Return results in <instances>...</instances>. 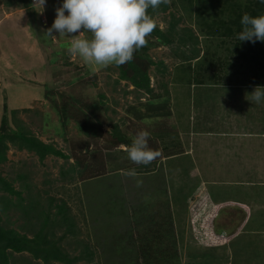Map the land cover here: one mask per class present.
<instances>
[{
    "label": "rangeland",
    "instance_id": "374dc122",
    "mask_svg": "<svg viewBox=\"0 0 264 264\" xmlns=\"http://www.w3.org/2000/svg\"><path fill=\"white\" fill-rule=\"evenodd\" d=\"M176 1L179 3L180 0ZM62 3L63 0H46V3L42 7L37 1L34 3L32 0H0V126L2 118L6 114L9 125L10 123L13 125L16 123L15 121L24 123L28 129L43 141L54 143L56 147L62 149L67 154L80 156L84 158L86 163L94 165L97 160L96 157L91 156L92 154L90 152L85 153L84 150L78 149L81 146L85 148L86 144L81 145L83 141H75L83 137L78 131V126L79 123L85 119L84 114L80 116L81 110L78 112L79 110H75L76 107L70 108V111L74 114V118L70 119L65 127H61L58 125L59 114L56 112L54 106L55 104H60L64 99L55 98L53 101L47 99L45 96V89L54 90L58 93L59 91L68 92V94H71L72 97L77 100L84 98L85 103H89L91 97L99 99L100 93H103L107 97L105 101L109 109L107 114L110 117L122 121L125 117H133L130 111L138 109V117L144 118V121L148 122V128L153 127V124L149 121L150 118H145L147 111H144L145 102L143 103L142 100H144L143 98L146 100L153 99V97L146 96L143 93L137 94L136 92L125 94V90L129 91L133 88H131V85L126 81H121L120 84L115 85L114 81L116 80L117 74L114 72V64L101 66L85 62L82 58L68 51L71 38L67 36L59 37V33L57 32H53L54 36L47 33V30L51 27L56 18V9L60 7ZM177 6L180 7V3ZM172 9L173 8H171V10ZM175 12L178 13L177 11ZM153 19L156 25L166 27L169 14L160 12L155 15ZM186 23L192 25L193 19H187L186 17L185 24ZM85 34L86 33H82L81 36L85 37ZM149 54L155 63L157 64L159 62V67L164 69L163 74L161 73V69L155 67L156 65L152 66L150 70L151 83L157 93L154 97L156 99L160 98L156 106H163L162 110H158L159 113L168 111L169 106H173V108L176 106L183 107L184 101L182 100V95L178 94H183L186 88L182 80V76L184 75L178 74V69L174 68V66L182 60H179L172 53L170 47L163 45L151 48ZM160 61H164L163 65ZM182 63L180 67L183 66ZM110 67L111 69H109ZM248 75L252 76L254 74L250 72ZM167 92H169V94H167ZM55 101H57V103H55ZM84 102L78 105L82 106V104H85ZM196 102L197 101H195V103ZM5 108H7V111H5ZM14 108L17 110L15 116H13L11 112ZM113 109L115 112L112 111ZM162 116L163 114L161 117ZM13 117H15V119ZM131 120L133 121L134 128L139 131L143 129V127L137 123L139 119H134L133 117ZM106 126L107 129L110 130V126L105 125V127ZM103 142V140L91 142L88 149H100L103 146ZM161 142L164 144L167 143V141ZM173 142V148L175 150L187 148L186 141ZM216 142L217 141H207L210 145L207 146L206 152L203 153V155H207L206 159L212 158L213 166L212 169L210 167L209 169H205V178H214L208 181L210 184H206L207 189L209 188L216 197L219 196L217 199L221 198L225 200L231 195L225 193L223 184H227L225 185L226 187H233L232 189H237V187H239L238 191L232 192L233 198H235V194L238 195L241 187L247 190L245 194L253 199L254 202L258 201L263 203L264 185H261L259 183L260 180L256 179L264 178V155L255 156L256 161L247 164L245 161L241 164L237 162V158H241L240 155L235 156V160L231 162L216 161L218 158L216 155L219 154ZM194 143H196V141ZM9 145L7 154L8 161L0 168L2 174L13 179L19 171L23 173L27 170L30 177L28 179H30L32 183V190L34 192L39 190L42 193L41 197L38 196L42 202V208L44 206L50 207V205L54 207L53 204H48L49 196L57 197V202H60V199H65L71 209L72 216H74V221L79 226L87 229L86 232L90 237V224L88 221L86 225L84 224L85 219L89 220L88 216H90V212L97 215L96 211L98 209L112 208L111 211L108 212L109 215L103 219L104 221H98H102V227L105 229L107 235L111 234V231L112 234L115 235V241L109 240L108 244L109 246L113 245L117 247L119 251L121 246H126L122 245V243L126 241L125 238H123V234H126L125 237L131 235L132 240L137 238V240H133L134 242H139V240L143 238V235L138 236V234L146 231V224H142V219H135L136 216L125 217L124 213L120 212V210L121 208H125L124 211L127 213L133 209V205L136 204L138 207V203H143L149 211L150 209L156 211L155 206H157V209L160 208L161 212H163V215L160 214V216L163 217H159L158 215V218H155L157 225L154 229H158L159 225L161 226L164 224L170 229V223H172L171 226L173 227V234L175 235L178 255L171 257L172 254L168 253V256L163 259L161 258L159 263L161 262L163 264L166 261H178V263L180 262V264H182L184 260H186L187 264H264V248L257 251L256 256L254 252L249 253L250 245H248L245 237L243 243L237 244L239 248L237 254V249L230 239L234 235H231V233L236 230V227L243 221V218H240V215L233 214L234 211H232V206L227 205L225 207L224 211L227 210V214H223L222 212L224 211H218L220 215L217 217L216 222L220 224L217 226L225 229L226 235L230 236L227 241L224 243H220L219 241L217 246H209L203 244L198 238L197 231L194 229V218L190 214L189 209L185 207L188 201L187 199L182 200L183 197L187 198L190 196L191 200L194 201L196 198L192 191H194L196 187H192L190 195L189 193L183 195L177 191L179 187H183L181 186L185 181V172L183 170L185 165L188 164L182 153L179 154L180 156L178 155L171 160L173 164H177L178 167L176 168V177L172 179V184L176 186L175 193L173 192L175 195L169 199L167 194L160 193V196L155 195V191L152 192L148 189L150 185L149 181L155 183L156 181L154 179L157 180L159 177H162V180L165 179L164 181L167 185H171L169 179L174 174H170L171 170L169 169L171 167H168V162L165 163L166 161H162L159 165H156V168H158L157 172L155 171L150 176L146 171L140 173L138 170H145L144 168H140L136 169L137 175L135 177H129L125 173L130 170V168H128V163H123V157L116 159V161L106 157V160L114 164L122 163L123 170L115 171L99 181H96L97 179L91 180V182L75 180L68 183L66 181L56 180V177H58L57 175H59L60 166L66 162L64 158L56 155H48L41 161L35 152L27 149L20 150L17 145L13 143H9ZM149 147L159 153L155 158L159 162L162 158L159 141L149 143ZM119 148L124 150L127 149L124 145H121ZM114 151L117 152L118 150ZM227 154H229V152L220 153L222 161L227 157ZM125 155L127 156V152H125ZM73 159L74 158H72L71 161H73ZM258 160L259 162H257ZM151 163L149 167H152L153 162ZM249 165L252 166L248 168ZM106 167L108 170H113V166H111L110 162L107 163ZM180 174H182V176ZM260 174L262 177H259ZM236 175L238 179H233ZM164 176H166V178H164ZM226 176L230 178L233 182L232 184L239 183L242 179L245 182L247 180L250 182L247 186L243 184L239 186H229L227 182L220 179ZM113 183L114 186L111 187ZM209 185L218 186L210 188ZM14 186L18 189H22L20 181H16ZM221 187H223V189H221ZM222 190L223 192L221 193ZM27 194V189H23V195ZM162 195H164V197ZM158 196L159 200H157ZM179 197L181 200H179ZM11 198L14 199L15 196ZM163 201H166V203L170 201L171 204H169L173 212V217L168 216V212L163 210V206L166 204ZM161 204H163V206ZM124 205H126V207H124ZM166 206L167 205H165V207ZM261 206H264V203ZM200 209L203 208L200 207ZM258 210L254 218H260L258 221L264 222V208ZM2 216L4 215L2 214ZM7 220L9 225L15 228H21L26 223L25 216L17 209L12 210ZM243 229L246 231L248 229L258 230L264 235V223L261 226L248 225ZM34 230H36V228H25L29 236L33 235ZM63 232L64 228L56 226L57 235H61ZM152 236L153 234L151 237ZM244 236H246V234ZM120 237L123 239L121 240ZM72 240L73 238L71 236H67L63 245L65 244L64 246H68L71 244ZM132 244L133 243H131V246ZM169 247L172 248V245H169ZM132 249L133 248H131V250ZM97 251L99 252V250ZM186 251L190 252L188 255L190 258H184ZM209 252H212L214 257L208 255ZM173 253L175 254V252ZM20 255H28L32 260L27 252ZM232 255L235 257H231ZM143 257L140 258V261L147 264V262L143 260L145 257ZM212 258H214V260ZM153 261H156V259H153ZM133 262H135V259H133ZM27 263L26 261L18 262V264ZM31 264L44 263L33 259ZM49 264L60 263L53 261Z\"/></svg>",
    "mask_w": 264,
    "mask_h": 264
},
{
    "label": "trees",
    "instance_id": "16d2710c",
    "mask_svg": "<svg viewBox=\"0 0 264 264\" xmlns=\"http://www.w3.org/2000/svg\"><path fill=\"white\" fill-rule=\"evenodd\" d=\"M179 3L180 7L177 6ZM179 3H177L176 0H167L166 3H162L156 10L149 8L148 12L153 18L160 12L169 14L166 27L156 25L152 33L146 37V46L135 51L133 59L130 62L120 66L114 64V72L117 74L116 80L114 81L115 85L120 84L121 81H126L133 85L132 90L124 91L126 92L125 94L136 92L137 94L143 93L153 98L155 94H157L154 86H152L150 75L152 66L156 65L155 67L160 69L159 62L156 64L149 54V50L154 47L161 45L170 47L172 53L179 60L191 61L192 59L200 57V49H198L197 46L200 42L199 35L203 34L213 38L222 36L224 40H233L230 42H235L234 44L240 49V53H238L239 56L243 55L245 57L242 58L245 59L250 56V52H247L241 46L245 47L248 45V48L252 49L253 43L250 41L240 42L237 39V34L242 30L240 21L245 13L252 16L264 14V3H261V0H180ZM171 8L173 9L171 10ZM217 10L221 15L226 16V18L214 21V23L210 24L212 26H207L208 30H206L205 26H203L206 24V13H212L213 15L215 12L218 13ZM193 16L196 21L195 27L198 31L194 30L193 25L185 24L186 17L187 19H193ZM215 22H219L217 24L218 26ZM85 37L90 38V33H86ZM256 44L258 49L255 51V54L259 51H263L264 42L257 41ZM251 52H254V50H251ZM204 56L206 58V55ZM163 62L164 61H160L162 65ZM239 63L241 66L240 72L244 70L258 71L264 68L263 61H257L255 58L246 61L244 64L240 61ZM210 68L213 69L214 67L210 66ZM109 69H111V67ZM254 77L253 79L250 77V80L246 81L247 84H255V81H258L257 83L259 84H263L264 81L261 80V76L258 77L257 73H255ZM45 91L46 98L51 101L55 100V98L64 99L60 104L58 103L54 106L56 112L59 114L58 125L61 127H65L69 123V120L74 118V114L70 111V108L76 107L75 110H79L78 112L81 110L80 116L84 114L85 119L79 123V126L77 125L78 131L83 137L75 141H83L81 145L86 144V147L83 148L81 146L78 149L84 150L85 153L90 152L92 154L91 156L96 157V162L94 165L88 164L84 161V158L77 155L72 156L69 153L67 154L62 149L56 147L54 143L43 141L28 129L24 123L15 121L16 123L13 122V125L11 123L9 125L7 115L5 114L0 126V168L8 161L7 154L10 146L9 143H13L17 145L20 150L27 149L35 152L41 161L48 155H56L64 158L66 162L60 166L59 175L56 177L57 181L61 180L68 183L75 180L91 182V180L97 179L96 181H99L115 171L123 170L122 163L114 164L106 160V157L114 161L123 157V163H128V168L133 169L132 167L136 166L135 169H145L138 170L140 173L144 171H153V166L149 167L152 163L148 165H136L125 155L127 149L124 150L119 148L121 145H125L128 148L132 141H129V138L121 129V123H124L126 118L122 121L115 120L107 114L109 109L106 106L105 100L107 97L105 94L100 93L99 99L91 97L89 103H85L84 98L77 100L65 91H59V93L50 89H45ZM82 102L85 104H82V106L78 105ZM55 103H57V101H55ZM5 111H7V108H5ZM112 111L115 112L114 109ZM11 112L13 116H15L17 110L14 108ZM13 118L15 119V117ZM105 125H109L111 129L107 130ZM98 140L104 141L100 149H88L91 142ZM153 142L154 141H149L148 143ZM114 150L118 151L116 152ZM72 158H74L73 161H71ZM109 162L111 166H113V170H108L106 167ZM28 178L30 177L27 170L23 173L19 171L12 179L9 176H4L0 169V264H18L19 261H26L28 262L27 264H31L33 259L43 262L44 264H49L53 261L60 264H144L140 261V258L143 256L145 257L143 260L147 262V264H162L161 262L159 263V261L161 258H166L168 253L174 254L173 252H175L176 256L178 255L175 235L173 234V227L171 226L172 223H170V229H168L165 224L159 225L158 229H154L157 225L155 218H158V215L159 217H163L160 216V214L163 215L160 208H155L156 211H152L153 209L149 211L143 203H138V207L136 204L133 205V209L127 213L124 211L125 208H121L120 212L124 213L125 217L136 216L135 219H142V224H146V233L142 232L138 234V236L143 235V238H141L139 242H134L137 238H134L133 241L131 235L125 237L126 234H123V238H125L126 241L123 242L122 245L126 246H121L119 251L117 247L113 245L109 246L108 244L109 240L115 241V235L112 234V231L111 234L107 235L105 229L102 227V221H98L105 219L112 208L95 210L97 215L90 212V216H88L89 220H84L85 225L87 221L90 224V237L86 232L87 229L79 226L74 221V216H72L71 209L65 199L59 198L60 202H57V197L49 196L48 204H53L54 207L50 205V207L44 206L42 208V202L40 201L42 193L39 190L35 192L32 190V183ZM154 180L156 181L155 183L149 181V186L160 188L163 192V189H166L167 185L164 181L165 179L162 180V177H159L157 180ZM16 181L21 182L22 189H18L14 186ZM113 186L114 183L111 187ZM23 189H27V195H23ZM207 190L210 191V189ZM179 191L183 194V188ZM208 191L196 198L188 209L194 218L193 224L194 229L197 231L198 238L205 245L217 246L219 241L220 243H224L230 238V236L226 235L225 229H222V232L216 231L212 225L215 215L218 211H224L225 207L223 206L226 203L221 201L223 203L214 204L213 199L216 198V196ZM12 196H15V198H11ZM180 199L179 197V200ZM157 200H159V196ZM163 202L166 203V201ZM169 203L170 201L164 204V206L163 204L161 205L164 207L163 210L168 212V216L173 217V212L170 208L171 203ZM165 205H167V208ZM124 207H126V205H124ZM200 207L203 209H200ZM221 207L223 208L221 209ZM243 208L245 211L248 210L245 207ZM13 209L19 210L26 218V223L21 228H15L9 225L7 219ZM222 213L227 214V210ZM2 214L5 217L2 216ZM56 226L64 228V232L61 235H57ZM25 228H36V230H34L32 236H29ZM152 234L153 236L151 237ZM67 236H71L73 240L71 244L64 246L65 244L63 245V243ZM123 238L120 237L121 240ZM131 243H133L132 246ZM169 245H172V248H170ZM131 248L133 249L131 250ZM97 250H99V252ZM26 252L31 256L32 260L28 255H20ZM208 255L214 257L212 252H209ZM133 259H135V262H133ZM153 259H156V261H153ZM212 259L214 260V258ZM166 262L163 264H166ZM167 264L174 263L167 262Z\"/></svg>",
    "mask_w": 264,
    "mask_h": 264
},
{
    "label": "crops",
    "instance_id": "0c3cea01",
    "mask_svg": "<svg viewBox=\"0 0 264 264\" xmlns=\"http://www.w3.org/2000/svg\"><path fill=\"white\" fill-rule=\"evenodd\" d=\"M217 12L218 13L215 12L213 15L212 13H206V24L203 25L206 30H208L207 26H212L210 24L214 23V21L226 18V16L221 15L218 10ZM218 23L219 22H215L216 25ZM195 24L196 21L193 16L192 25L194 26V30L198 31L196 30ZM199 41L197 48L200 49V57L192 59L191 61L184 60L178 62L174 66V68L178 69V74L184 75L182 76V80L186 88L183 94H178L182 95V100L184 101L183 107L176 106L173 108V106H169L168 111L159 113L158 110H162L163 108V106L160 105L156 106L160 98L156 99L154 97L149 100L143 98L144 100L142 101L143 103L145 102V108H143L144 111H147L145 118H150L149 121L153 124L151 128H148V122H145L144 118L138 117V109L130 111L134 119H139L137 123L143 127L142 130H147L150 133L149 141H159V148H161L162 151L161 160L158 162L157 159H154L152 161L153 171L146 173L152 175L155 171L157 172L158 168H156V165H159L162 161H166L165 163L168 162V167L172 168L169 169L171 170L170 174H174L169 179L171 185H166L167 188H164L163 192H161V189L155 190L159 188H154L153 186L148 187L152 192L155 191V195L165 192V195L167 194L169 199L175 195L176 186L172 184V179L176 177V168L178 167L177 164L174 165L171 160L181 153L188 164L185 165L183 170L185 172V181L182 183L183 185H181L183 187H179L177 191L180 193L179 190L183 188V195L187 193L190 195V190L195 186L196 189L192 191L195 198L207 192L206 184L209 183V180L211 181L214 179L205 178V169H209V167L212 169L213 167L212 158L206 159L207 155H203V153L206 152L207 146L210 145L207 141H217L219 154L216 155L218 157L216 161L231 162L235 160V156L240 155L241 158H237V162L241 164L245 161L247 164L255 162V156L264 155V102L257 104L247 99V95L252 93L256 86L264 84H259L257 83L258 81H255V84H247L246 82L250 80V77H252L251 79L255 78L254 75H248L250 72H253V74L257 73L258 77L261 76V80H264V68L258 71L244 70L240 72L241 66L239 63L240 61L244 64L246 61L253 60V58L257 59V61H263L264 63V45L262 44L263 51H259L257 54H255V51L258 49L256 43L253 44L252 49H249L248 45L245 47L241 46L244 50L250 52V56L245 59L242 58L245 56L238 55L240 49L234 44L235 42H230L233 40H224L222 36L213 38L200 34ZM251 50H254V52H251ZM204 55H206V58ZM181 63L183 64L182 67H180ZM210 66L214 68L212 69ZM160 69L163 74L164 69ZM131 88H133V85H131ZM167 94H169V92H167ZM195 101L197 102L195 103ZM162 114L163 116L161 117ZM133 117H125L126 121L121 123L122 132L129 138V141H131L132 136L139 132L138 129L134 128L133 121L131 120ZM105 128L107 129V126ZM161 141H167V143L164 144ZM173 141H186L187 148L175 150L173 148ZM195 141L196 143H194ZM224 152H229V154H227V157L222 161L220 153ZM257 162H259V160ZM251 166L252 165H249L248 168ZM182 174L180 175L182 176ZM259 177H262V175L260 174ZM164 178H166V176H164ZM220 179L227 182L229 186H239L242 184L247 186L250 182L248 180L245 182L242 179L239 183L232 184L233 182L227 176ZM233 179H238L237 175L233 177ZM256 180H260L259 183L264 185V178ZM218 185H209V187L211 188ZM225 185L227 184H223L225 193H229L231 196L225 200L221 198L217 199V197H219L217 196L213 199L214 204L225 202L226 204L223 207L227 205L232 206V211H234L233 214L240 215V218H243V221L238 224L236 230L232 232V235H234L230 240L233 242L238 254L239 248L237 244L243 243V240L246 238L248 245H250V247L248 246L250 248L249 253L254 252L256 256V252L264 248V235L258 230L248 229L246 231L243 228L248 225L261 226L264 223L258 221L260 218H254L259 211L258 209L264 208V206H261L264 202H254L253 199L245 194L247 190L241 187L238 195L234 193L236 196L233 198L232 192L238 191L239 187H237V189H232L233 187H226ZM221 189H223V187H221ZM208 192L211 194L213 193L211 190ZM222 192L223 190L221 193ZM162 196L164 197V195ZM184 199L188 201V204L185 206L186 208H189L194 202L191 200L190 196L182 200ZM223 207H221V209ZM243 207L248 210L245 211ZM155 208H157V206ZM218 216L219 214L217 213L215 215L216 218H214L215 221H212V225L216 231L220 227L217 226L220 224L216 223ZM219 231L222 232V228H219ZM245 234L247 237L244 236ZM189 254L190 252L186 251L184 258H190V256H188ZM233 255L231 257H235ZM174 256H176V254L171 255V257ZM173 263L180 264L178 261ZM182 264H187L186 260H184Z\"/></svg>",
    "mask_w": 264,
    "mask_h": 264
},
{
    "label": "clouds",
    "instance_id": "9594fccd",
    "mask_svg": "<svg viewBox=\"0 0 264 264\" xmlns=\"http://www.w3.org/2000/svg\"><path fill=\"white\" fill-rule=\"evenodd\" d=\"M167 0H63L56 9V18L47 30L49 35L71 38L68 51L85 62L106 66L123 65L133 59L135 51L146 46V37L156 24L148 9L156 10ZM44 6L46 0H37ZM264 3V0H261ZM238 32L240 42H264V14L252 16L245 13ZM82 33H90L82 37ZM54 36V35H53ZM247 99L257 104L264 102V85L256 86ZM150 133L141 130L131 137L127 156L136 165L150 164L159 153L149 147ZM137 175L136 169L125 173Z\"/></svg>",
    "mask_w": 264,
    "mask_h": 264
},
{
    "label": "built area",
    "instance_id": "2783aa9c",
    "mask_svg": "<svg viewBox=\"0 0 264 264\" xmlns=\"http://www.w3.org/2000/svg\"><path fill=\"white\" fill-rule=\"evenodd\" d=\"M34 3H36L37 0H32Z\"/></svg>",
    "mask_w": 264,
    "mask_h": 264
}]
</instances>
